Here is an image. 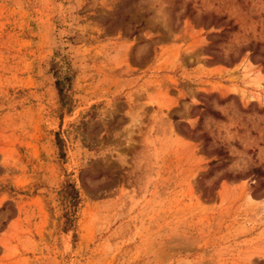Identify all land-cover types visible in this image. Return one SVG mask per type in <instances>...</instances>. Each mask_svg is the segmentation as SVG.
I'll list each match as a JSON object with an SVG mask.
<instances>
[{"label": "rangeland", "instance_id": "rangeland-1", "mask_svg": "<svg viewBox=\"0 0 264 264\" xmlns=\"http://www.w3.org/2000/svg\"><path fill=\"white\" fill-rule=\"evenodd\" d=\"M0 264H264V0H0Z\"/></svg>", "mask_w": 264, "mask_h": 264}, {"label": "trees", "instance_id": "trees-1", "mask_svg": "<svg viewBox=\"0 0 264 264\" xmlns=\"http://www.w3.org/2000/svg\"><path fill=\"white\" fill-rule=\"evenodd\" d=\"M236 27L230 28L229 32H234ZM50 71L54 77V85L59 98L60 107H65L68 104L70 77L66 71L62 72L61 66L58 62L52 61L50 63ZM56 145L59 151L60 158L63 159L65 154L63 152V142L57 136ZM213 164V163H212ZM58 201L61 206L62 214L60 217V229L63 232L74 231L77 220V212L80 204V197L75 184L67 179L62 183L60 190L57 193ZM75 237V236H74Z\"/></svg>", "mask_w": 264, "mask_h": 264}]
</instances>
